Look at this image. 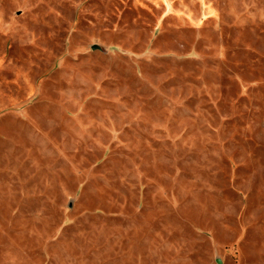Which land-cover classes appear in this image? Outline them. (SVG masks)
<instances>
[{
  "label": "rangeland",
  "instance_id": "1",
  "mask_svg": "<svg viewBox=\"0 0 264 264\" xmlns=\"http://www.w3.org/2000/svg\"><path fill=\"white\" fill-rule=\"evenodd\" d=\"M0 264H264V0H0Z\"/></svg>",
  "mask_w": 264,
  "mask_h": 264
}]
</instances>
